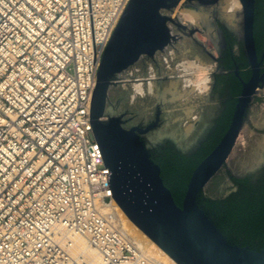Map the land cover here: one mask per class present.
Segmentation results:
<instances>
[{
	"label": "built area",
	"instance_id": "obj_1",
	"mask_svg": "<svg viewBox=\"0 0 264 264\" xmlns=\"http://www.w3.org/2000/svg\"><path fill=\"white\" fill-rule=\"evenodd\" d=\"M128 0H0V264H162L118 227L89 108ZM74 238V237H73Z\"/></svg>",
	"mask_w": 264,
	"mask_h": 264
},
{
	"label": "water",
	"instance_id": "obj_2",
	"mask_svg": "<svg viewBox=\"0 0 264 264\" xmlns=\"http://www.w3.org/2000/svg\"><path fill=\"white\" fill-rule=\"evenodd\" d=\"M236 26L232 27L241 41L234 54L243 51L250 67V78L243 82L227 130L215 148L192 172L178 206L160 177L158 166L140 134L147 130L129 125L151 124L142 108H129L128 95L120 87L119 76L144 56L153 57L181 34H186L211 57L218 70L219 56H212L193 35L196 29L179 24L175 12L184 0H128L109 38L100 60L89 108V125L93 139L108 169L106 177L112 199L148 239L176 264H264V249L257 251L230 243L214 221L198 205L202 194L222 200L237 191L229 174L245 176L264 169V96L255 95L264 84L262 59H258L253 36L254 0H238ZM220 19L219 12H216ZM217 40V35H216ZM225 55L222 48V58ZM146 72V64L139 62ZM156 77L160 68L152 60ZM215 74V77H217ZM222 74H226L222 70ZM238 75V72H237ZM162 86L156 83V111L169 121L153 129L150 136L157 142L172 137L175 114H168ZM219 89L210 93L200 121L209 122L220 109ZM222 94V109L225 101ZM196 126L184 131L186 139H195ZM189 154L192 147H183Z\"/></svg>",
	"mask_w": 264,
	"mask_h": 264
},
{
	"label": "trees",
	"instance_id": "obj_3",
	"mask_svg": "<svg viewBox=\"0 0 264 264\" xmlns=\"http://www.w3.org/2000/svg\"><path fill=\"white\" fill-rule=\"evenodd\" d=\"M255 18L253 36L258 59L264 66V0H255ZM229 38V45L234 43ZM237 64L244 79L249 77L248 65L241 53L234 56L226 53L225 71H230ZM217 85L222 84L225 96L222 114L217 120L215 132L191 154H180L169 144L155 151L151 159L160 170L164 185L170 190L175 203L181 206L189 178L196 166L215 148L227 130L236 103L241 92V83L233 72L217 76ZM237 191L222 200H212L202 194L198 196V205L214 221L227 240L241 247L260 251L264 249V169L257 175L235 176L229 174Z\"/></svg>",
	"mask_w": 264,
	"mask_h": 264
},
{
	"label": "rangeland",
	"instance_id": "obj_4",
	"mask_svg": "<svg viewBox=\"0 0 264 264\" xmlns=\"http://www.w3.org/2000/svg\"><path fill=\"white\" fill-rule=\"evenodd\" d=\"M183 3L179 5L178 9L175 12V18L177 22L183 26L198 30L193 32L194 38L212 56L218 58L219 51L217 46L216 33L210 27H208L206 30H203L201 27V23H191L185 20L182 17V13L189 9L184 8ZM223 6V0H220L219 3L215 6H202L200 12L205 17H207V19L208 12H219L220 20H222V22L231 26H236V19L239 10L233 12L235 22L233 20L232 24L227 21L226 13L228 12L224 10ZM155 62L160 68L161 74H167L169 76V79L164 80V92L168 114H175L174 122L182 121L183 131L188 132L193 130L197 126L196 123L201 120L205 106L212 91V83L216 74V64L211 59V57L203 50V48L186 34L179 35L174 40H172L162 52H158ZM190 63H194V66L189 67L188 64ZM187 65L189 68L187 67ZM155 74L156 73L152 61H147L146 72H143V68L141 67L140 63L137 62L135 63V65L124 71L121 76H119L120 87L128 95V107H140L147 113L148 117H155L156 114V82L155 80L151 79L156 78ZM205 79L207 80V82H205L204 84V81H206ZM197 82L201 83L198 84ZM149 85L152 86L151 92H148ZM137 86L141 87L142 92H139L136 89ZM198 87L200 88V91L198 90ZM176 93L177 95H175ZM255 95L264 96V84L257 90ZM109 213H112L111 215L112 217L114 216V220L117 219L115 223L117 225L119 224L118 227L125 233V235L138 244V238H135L137 240L136 241L131 237H135V231L133 232L130 228L129 230L133 232V235H131L129 232L127 235L126 232L128 229L126 227L128 226L124 225L126 223H122L123 219L121 220L119 218L120 216H117V212L114 209L110 210ZM138 237L140 236L138 235ZM141 240L142 238L140 237V242L138 245L144 250V253L148 257L155 259L156 261H162V259L159 260L161 258L160 254L158 255V253H156L157 251L153 247V249L143 247L146 245L143 243L146 242H143V246H141ZM158 256L160 258L157 259L156 257Z\"/></svg>",
	"mask_w": 264,
	"mask_h": 264
},
{
	"label": "flooded vegetation",
	"instance_id": "obj_5",
	"mask_svg": "<svg viewBox=\"0 0 264 264\" xmlns=\"http://www.w3.org/2000/svg\"><path fill=\"white\" fill-rule=\"evenodd\" d=\"M220 0H184L183 3V7L192 11H201V7H211V6H215L219 3ZM255 2V0H254ZM208 25H203L201 23V27L203 30H206L208 27L212 28L213 31L216 33L217 35V43L220 47V57L218 59V70L219 73L216 74V76H222V70H224L223 65L226 64V53L227 51H231L233 53L234 56H239L234 54L235 49H239L241 46H243L240 44L242 39H239L238 34L236 33V31L234 29H232V27H229L226 23L222 22V20L219 19V17L216 14V11H212V12H208ZM204 26V27H203ZM206 28V29H205ZM227 35H230V39L234 40V43L232 45H229V38L227 37ZM222 48H223V52L225 51V55L222 58ZM162 52V51H161ZM244 58L246 59V56L244 54V51L242 52ZM156 55L155 54L153 57H148V56H144L142 58H140V60L138 62H142V64H146L147 61H152L156 59ZM247 62V59H246ZM135 65V64H134ZM247 69L246 71L249 72V77L247 79H244L241 75V73L243 72L242 70H239L238 66L236 63H234V68L230 71H225L226 73H230L233 72L234 75L239 79L240 83H241V89H242V84L243 82H247L250 78V67L249 64L247 62ZM238 72V75H237ZM261 73L264 74V69L261 67ZM157 74V73H156ZM155 74V75H156ZM217 77H214L213 83H212V87L213 90L219 89V105H220V109L217 111L215 117L212 118V120H210L209 122L207 121H199L197 122V126L200 128V132L198 134V136L193 139V140H189L186 139L184 136V131L182 129V127L179 124H174V126L170 125V127H172L174 129V135L172 137H165L164 139H162L161 141H155L151 136L150 133L153 129L157 128L161 123L167 122L169 121L168 118H164L162 116V112L161 109L156 111L155 117L153 119V121L151 122V124H136V125H129L128 128H138L141 130H147L145 133L140 134V139L142 141V143L146 146V147H152L149 149V154H150V158L152 156V154L155 151L160 152V149L165 147L167 144H169L172 148H174L176 151L177 150H181L184 151L182 148L183 147H192L193 149L189 152V154H191L192 152H194L202 142H204L205 140H207L216 130L217 128V120L220 118L221 114H222V84H218L217 85V81H216ZM152 80H155V82L157 83V87H161L162 85V81L169 79V76L167 74H159L156 78H151ZM238 98V97H237ZM237 101V99H236ZM236 104V103H235ZM264 132V129H263ZM261 171L259 172H255L254 174L257 175L259 174Z\"/></svg>",
	"mask_w": 264,
	"mask_h": 264
},
{
	"label": "bare ground",
	"instance_id": "obj_6",
	"mask_svg": "<svg viewBox=\"0 0 264 264\" xmlns=\"http://www.w3.org/2000/svg\"><path fill=\"white\" fill-rule=\"evenodd\" d=\"M223 3H224V6H223V8H224V10L226 11V12H228V13H226L227 14V16H226V19H227V21L229 22V23H232L233 24V20L235 19V17H234V14H233V12L234 11H238V10H240V8H241V5H240V3H239V1L238 0H223ZM182 17L185 19V20H187V21H189V22H191V23H202L203 25H208V19H207V17H205L201 12H199V11H192V10H186V11H184L183 13H182ZM184 20V21H185ZM237 20V19H236ZM226 21V22H227ZM234 22H235V20H234ZM235 25V24H234ZM204 27V26H203ZM206 29V28H205ZM189 65V67H193L194 66V63H190V64H188ZM188 65H187V67H188ZM186 67V66H185ZM188 67V68H189ZM193 69V68H192ZM187 70V69H186ZM208 79V78H207ZM206 80V79H205ZM205 82H207V80L206 81H204V84H205ZM193 83V82H192ZM198 83V82H197ZM201 82H199L198 84H200ZM152 84V83H151ZM175 84H177V83H175ZM196 85V84H195ZM172 86V85H171ZM203 86V85H202ZM204 87H205V85H204ZM136 89L139 91V92H142V90H141V87L140 86H137L136 87ZM135 89V90H136ZM171 89V88H170ZM200 88L198 87V90H199ZM151 90H152V86L151 85H149L148 86V92H151ZM168 91V90H167ZM200 91V90H199ZM170 92V91H169ZM139 94V93H138ZM155 94V93H154ZM174 94V93H173ZM175 95H177V93L175 94ZM184 95V94H183ZM112 209H114L116 212H117V216L122 220L123 219V222L122 223H126V224H124V225H127L128 227H126L128 230L131 228L132 229V231L134 232V236L135 237H133V236H131L132 238H134L133 240H136L137 238H138V244H139V238L141 237L142 238V240H141V246H143V244H146L145 246H143V247H145V248H154L155 250V252L156 253H158V255L160 254V256H161V258L158 256V257H156L157 259L158 258H160L159 260H161L162 259V261H160V263H164V264H176V263H174L159 247H157L150 239H148L136 226H134L129 220H128V218L124 215V213L121 211V209L118 207V205L114 202V200L112 199L110 202H108L107 204H105V211H110V210H112ZM119 213V214H118ZM112 214V213H111ZM114 217V216H113ZM119 219V220H120ZM117 220V219H116ZM115 220V221H116ZM124 220H125V222H124ZM119 225V224H118ZM125 229V228H124ZM127 230V235H128V232L131 234V235H133L132 233L133 232H131V230H129L128 231ZM129 234V235H130ZM136 234H137V237H136ZM138 235L140 236V237H138ZM74 237V238H73ZM72 237V239H74V242L77 244V246H78V249H79V251H80V253H83L85 256H86V258L88 259V261H89V264H100V262H99V259L97 258V256H95V253H94V251L92 250V249H90L88 246H87V244H86V242H85V240L84 239H82V238H80L79 236H73ZM136 238V239H135ZM137 241V240H136ZM143 242H146V243H143ZM143 243V244H142ZM139 246V245H138ZM146 246H149V247H146ZM152 248V249H153ZM142 249V248H141ZM143 250V249H142ZM144 251V250H143Z\"/></svg>",
	"mask_w": 264,
	"mask_h": 264
}]
</instances>
